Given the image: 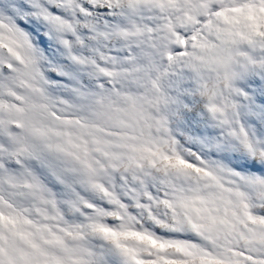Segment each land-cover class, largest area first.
I'll return each instance as SVG.
<instances>
[{
    "label": "snow or ice",
    "instance_id": "snow-or-ice-1",
    "mask_svg": "<svg viewBox=\"0 0 264 264\" xmlns=\"http://www.w3.org/2000/svg\"><path fill=\"white\" fill-rule=\"evenodd\" d=\"M0 264H264V0H0Z\"/></svg>",
    "mask_w": 264,
    "mask_h": 264
}]
</instances>
